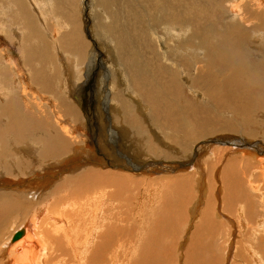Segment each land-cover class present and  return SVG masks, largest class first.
<instances>
[{"label":"bare ground","instance_id":"6f19581e","mask_svg":"<svg viewBox=\"0 0 264 264\" xmlns=\"http://www.w3.org/2000/svg\"><path fill=\"white\" fill-rule=\"evenodd\" d=\"M76 1L0 0V264H58L55 257L61 250L71 253L64 247L77 237L93 243L95 233L99 245L94 246L91 264L98 263L110 245L135 227L119 225L127 213L124 208L141 209L147 203L153 212L160 188L169 194L178 190L171 183L181 189L190 185L187 172L204 180L203 174L212 170L220 172L222 183L217 182L225 203V172L235 165L246 192L233 198L229 215L223 202L217 209L207 205L201 211V232L192 234L186 254L191 261L185 264H210L199 258L198 245L208 238L213 257V239L223 240V229L235 223L247 232L244 242L229 245L228 262L264 264L258 256L264 250V208L258 205L264 198V132L260 140L240 142L236 137L211 147L199 144L189 157L175 139L168 141L173 131L197 139L213 132L218 123L219 131L230 130L236 115L240 125L259 116L252 108L253 96L264 94V0ZM80 8L90 10L94 20L95 50L79 27ZM225 14L232 19L220 23ZM47 37L53 44L57 40L56 47ZM251 57L255 64L248 62ZM94 84L99 91L92 98H101L109 121L96 130L89 115L79 114L88 102L85 90L91 91ZM192 89L203 96L197 105L182 97ZM126 93L134 96L131 106ZM112 108L118 113L110 115ZM256 108L263 118L254 121L263 128L264 98ZM165 125L170 132L164 131ZM129 134H155L161 147L146 146L135 155L132 141H124ZM235 150L239 157H231ZM206 151L213 154L209 157ZM121 158L131 172L124 167L121 171ZM191 163L193 169L187 171ZM205 181L214 186L210 178ZM143 183L147 187L140 186ZM250 200L254 206H247ZM163 205L164 211L169 205ZM16 216L22 220L18 224Z\"/></svg>","mask_w":264,"mask_h":264},{"label":"rangeland","instance_id":"374dc122","mask_svg":"<svg viewBox=\"0 0 264 264\" xmlns=\"http://www.w3.org/2000/svg\"><path fill=\"white\" fill-rule=\"evenodd\" d=\"M81 1L82 0L78 1L79 4H80ZM78 2L76 1L75 4L77 5ZM79 13H80L81 20H82L80 22L79 27L82 30V32L84 33V35H86L85 36L86 37V41H89V43H92V50H95L97 48V44L94 41H92L94 39V35H93L94 34V32H93L94 31V28H93L94 27V25H93L94 20L92 22V19H91L92 15L90 14L91 17L89 15V13H91V12H90V10H88L86 12L85 9L82 11L81 8H80ZM94 16H95V13H93V17ZM146 19L148 21L150 20L149 17L146 18ZM231 19L232 18L230 16V14H229V16H228V14L222 15L220 17V23H223V22H226V21H230ZM50 22H51V20H50ZM177 24H178V22L175 23V25H177ZM182 24H184V23H182ZM220 25L221 24H218L217 27H216L218 30L221 29ZM185 26L187 28L191 27L189 24H186ZM178 29L179 28H177V30ZM189 34L190 33H187L186 36L189 35ZM47 39H48V37H47ZM185 39H186V37H185ZM48 40L50 41L51 44H53L52 40H50V39H48ZM90 40H91V42H90ZM180 41H182V39H179V42ZM56 43L58 44L57 40H56V42L53 45L54 46L57 45ZM173 43L175 44L177 42H173ZM62 44H64V43L62 42ZM63 46L66 47L65 45H63ZM251 47L254 48L255 46H251ZM254 49H256V47ZM56 51H57V49H56ZM50 53L52 54V56H54L53 54H55V50L50 51ZM50 53L48 54V56L51 59L52 56H50L51 55ZM247 59H248V62L250 64L251 63L255 64L254 63L255 60L252 59V57L251 58H247ZM246 76L247 75H244V77H246ZM85 91H86L85 93L87 95L88 102H87L86 106H83L81 109H79V114L81 116H88L89 115L90 118H88V120L90 119L89 122L92 121L91 123L93 125V130H96L98 128V126L100 127V129H103L105 127L104 123L108 124V122H109V121H107L108 117H106L107 113L104 111V107L102 105L101 98H99V99H93L92 98L93 92L99 91V88H97L96 85L94 84V87H93V89L91 91H87V89ZM126 95H127V101L129 102V104L131 106L133 104L132 99H133L134 96L132 98H130L127 93H126ZM101 96L102 95H100V97ZM182 97H183V99L191 101L190 104L197 105L200 102L199 98H202L203 96L199 97L198 93H197V90L196 89H192V90H186L185 92H183L182 93ZM263 98H264V94L261 93V92H258L257 94H255L253 96L254 105H255L254 107L255 108H252L253 109L252 112L256 111L255 115L257 114L259 116L258 117L254 116V118L252 117V119L256 120L257 122H258V120H260L259 117H262V116H260V112L258 111V108H256V107L262 102ZM89 99H91V102H89ZM134 112L136 114H139V112H138V110L136 108L134 109ZM116 113H118V110L116 108H112V110L110 111V115L111 114L114 115ZM231 114H232L231 112H226L225 113V115L227 117H231ZM233 119H235V121ZM233 119H232L233 120L232 122L234 124L230 125V130L226 129L227 131L226 130L219 131L221 126L218 128L217 126L220 125V123H218L217 126L214 127L215 129H214L213 132L205 133V135L203 137H198L197 139H193L191 137L188 138L186 136H183L185 134L182 133V132L178 133V132H174L173 131V133H174V134L172 133L173 135L168 133V135L171 136V139H168V141L172 142L175 139V141L178 144V146L181 145L183 150L185 149L184 151L189 153V154L187 153L185 155V157H189V156H192L197 149H199L198 148L199 144L200 145H202V144L203 145H207L208 144V147H211V145L215 144L216 142L217 143H221V142L224 143V141H226V139L230 140L231 138L235 139L236 137L239 138V140H241L240 142H243L244 140H249V141L260 140L261 132H264V126L262 128L261 124L255 123V121L252 120V119H251L252 121L248 125H245L244 123H242V125H240V124H238L239 118L237 117V115L234 116ZM180 123L181 122H179V121L177 122L178 125H180ZM243 125H245V126H243ZM94 127H95V129H94ZM164 131L165 132H170L169 131V127L165 125ZM126 134H127V132H126ZM151 136H152V138H151ZM163 139L165 140V138H163ZM130 140L132 141V142H130V147H131L132 151L135 153V155H140V153H142V151L145 149L146 146L148 147V146L151 145V147H154V148H157V146L161 147L159 145V140H157L155 134H150V136H146L145 135V136H142V137H138V136L135 135L133 138L129 134V136L127 135V136L124 137V141H130ZM149 141L152 144L149 143ZM202 141L205 142V143H203ZM172 143H174V142H172ZM262 143H264V142H262ZM234 147H237V145H234ZM106 150H108V149H106ZM165 151L167 153H170L172 150L165 149ZM234 152H235L236 155L234 154L231 157H233V156H238L239 157L240 156L238 150H235ZM204 153H206V155L208 154L209 157L213 154V152H211V151H208V152L206 151ZM176 159L177 158H174L172 160L176 161ZM172 160L170 161V164L174 163V162H172ZM118 161L119 162L122 161L121 162V166H119L121 171H124V168L126 170H128L129 172L132 171L131 168L129 169V166L127 165V161L126 160L121 158V160L119 159ZM192 163L189 165V167H188L189 169L187 168V171H190L191 169H193L191 167ZM122 164H124V165H122ZM231 167H232L231 170L229 168H227V170H226L227 172H225V178H224L225 184H224V187L226 189H224V191H226V193H228V194L225 193L226 194V199L228 200V201L225 200V203L222 201V197H223L222 193H223V191L221 189V186L217 182V181H219V182L221 181V179H220L221 177L219 175L220 172L216 173L217 174L216 175V174H212V171H213L212 170L210 172L211 174L208 173L209 175L208 174H203L204 175L203 176L204 180H202V176L201 175H198L196 177L193 176V172L194 171L193 172H187V174L189 173L188 174L189 176L191 175L189 177L190 185L186 186V188L184 187V188L181 189L180 185L171 183L170 185H172V186H178V190L172 191L169 194H168V190L167 189L162 191L161 188H160L159 191L157 192L156 198H155V202H156L155 209L156 210L153 211V212L150 211L147 203H144L141 209L140 208L139 209L138 208L134 209L133 206H130L131 209L129 207L128 208H124L123 210L127 211V213L124 214L122 217H125L126 219L122 218V221L119 222V225H121V227H123L125 225L124 228H128L129 227L130 230L133 229V226H135L134 229H133L134 231L132 230L131 233L128 236L120 237V241L118 242V243H120V242L122 243V245L120 247L118 246L117 248L114 249V246L118 244L117 242H115L112 245L114 250H110V249H112V247L110 245L108 247V249L106 250V252H104L102 254L103 256L101 255L102 259L98 263H94V264H134V263L135 264H143V263L144 264H185L186 260H190L191 261L190 258L186 257V254H190V252L187 250V248H188V246L191 243V239L190 238H192V236L195 235V233L197 234L200 231L198 229V225H199L198 221H199V217H200L201 213L204 211L206 206L208 205V208L210 207L209 209H214V208L217 209L218 206L221 207L220 204L223 202L224 203V207L227 209V212H228V213L225 212V214L229 215V212L233 211L232 210L233 198L235 199V198L241 196V194H244L246 192L245 184H243L239 180V179L243 180V177H241L237 173V171L235 170V169L238 170L237 166L235 165L234 169H233V166H231ZM129 172H126V173H129ZM175 172H176V170L173 171L172 173H175ZM253 172H254V170L251 171V173H253ZM137 173H139V172H137ZM166 176L168 177L169 175H166ZM236 176H238V177H236ZM151 177L154 178V177H156V175L155 176H151ZM157 177H161V175H157ZM218 177H219V179H216ZM209 178L213 182V185H214L213 187H211L210 184H207L206 181H205V180H208ZM249 179L251 180V178H249ZM237 180H238L239 184L237 183ZM226 181H228V183ZM230 181H232V182H230ZM221 183H222V181H221ZM202 184H204V185H202ZM256 185L257 184H254V186H256ZM140 186H143L145 188V187H147V184L143 183ZM219 186H220V188H219ZM220 189H221V191H220ZM241 189H242V191H239ZM237 190H238V193H237ZM138 191H140V192H138L137 195L140 196L141 193H142L141 188ZM217 191H219V192H217ZM133 192H135V191L133 190ZM262 192H264V191H262ZM217 193L218 194L220 193L221 195L220 194L218 195ZM177 195H179V196H177ZM172 196L173 197L176 196L175 199ZM231 196H233L232 199H230ZM177 198H178V200H177ZM190 198H191V200H190ZM174 200H175V202H173ZM179 200H181L182 202L179 201ZM253 201L254 200H252V201L250 200L251 203L247 202L246 203L247 206H250V205L254 206L255 202H253ZM165 202H167V205H169V206H166L167 208L164 207L167 210V212H165L166 211L165 209L163 211V209L161 208V207L164 206L163 203H165ZM134 203L135 202H133V204ZM170 205L172 206V208H171ZM258 205H259L260 209L264 208V198L263 197H261V199L259 200ZM201 206L204 207V208L202 209ZM228 206H230V208ZM168 208L169 209L171 208V210L174 211V213L173 214L169 213V209ZM178 208H179V210H178ZM136 209L138 211H140V210L141 211H140L139 215H138V213H135V216H134V215H132L133 214V210L135 211ZM200 209H202V210H200ZM153 210H154V207H153ZM159 210H160V212H159ZM175 210H176V212H175ZM223 210H224V208H223ZM162 212H163V215H165V216H161ZM177 212H180V214H177ZM168 213H169V215H171L170 216L171 220L168 218L169 217ZM159 214H160V217H158ZM128 215L131 216V217H129ZM156 215H157V218H156ZM173 215H174V217L175 216L176 217L173 218ZM231 216H232V218L235 217L234 216V212H232ZM152 217H153V219H152ZM73 218H75V217H73ZM131 218H132V220H130ZM158 219H159V221L161 220V223L159 221H157ZM19 220L22 221L21 219H18V217L16 216L15 221H16L17 224L20 223ZM138 220H139V222H138ZM11 221H13V219L11 218V216H9L8 223H10ZM126 221H128V222H126ZM127 223H130V224L134 223V224H132V226H131L130 224H127ZM136 224L138 225L137 227H136ZM158 224L159 225L161 224V225L159 226ZM87 225H86V228H85L86 230L88 229ZM21 226H23V225H21ZM21 226H18L16 228H14L13 231L11 230L9 235L14 234L13 232L15 230H17V228L20 229ZM108 227H109V225L107 223H105V225H104L105 230ZM10 228H12V227L10 226ZM196 228H197V230H195ZM154 229L157 231V233L153 232ZM239 230H240V226L238 225V223H235L234 227H230V229L228 227L223 229V231L225 233L223 240L218 241L217 238L213 239V245H214V256L213 257L211 255L213 250L210 249V246L207 243L208 238H206L204 240V243H203L204 245L207 244V247H206L205 250L202 249V245L203 244H199L198 245L197 254H198L199 258L203 257L206 262H210L211 261L210 264H230V262H228V258H231L232 256L229 253H226L228 248H229V245L232 246V244L234 242V244H236V246H237L238 242H241V241L244 242L243 241V239H245L244 233L247 232V228H245V230L243 232H242V230L241 231H239ZM72 233H74V232L72 231ZM97 234L98 233H95L93 235V238H95L94 239L95 241L93 243H90V244H87L85 242L86 239L81 240V238L77 237L73 243H71V244L67 245L66 247H64L67 250H71L70 254L67 253L66 251L61 250V252L55 257L57 259V261H58V264H91V262L93 261V260L91 261V259H92L91 254L94 251V246L99 245V240H98V238L96 239ZM73 236H75V235L74 234L70 235V239H72ZM254 240H256V239H254ZM225 241H227V242H225ZM196 242H197V240H195V243ZM255 243H256V241L252 243L251 247H254ZM231 254H233V252ZM258 256L260 258H264V250H262V252L259 253ZM232 260L235 261L234 259H232ZM141 262H143V263H141Z\"/></svg>","mask_w":264,"mask_h":264},{"label":"water","instance_id":"95a60500","mask_svg":"<svg viewBox=\"0 0 264 264\" xmlns=\"http://www.w3.org/2000/svg\"><path fill=\"white\" fill-rule=\"evenodd\" d=\"M18 237V236H17Z\"/></svg>","mask_w":264,"mask_h":264}]
</instances>
